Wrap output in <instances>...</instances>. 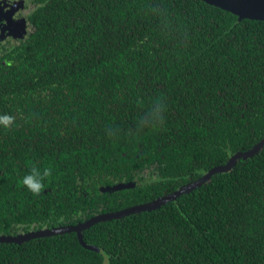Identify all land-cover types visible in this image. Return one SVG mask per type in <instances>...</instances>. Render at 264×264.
Returning a JSON list of instances; mask_svg holds the SVG:
<instances>
[{"label":"trees","instance_id":"trees-1","mask_svg":"<svg viewBox=\"0 0 264 264\" xmlns=\"http://www.w3.org/2000/svg\"><path fill=\"white\" fill-rule=\"evenodd\" d=\"M33 2L32 33L0 57L15 118L0 126V234L150 202L264 137V20L203 0ZM33 166L51 169L38 196L21 183ZM82 239L99 250L74 232L0 242V264H264V146Z\"/></svg>","mask_w":264,"mask_h":264},{"label":"water","instance_id":"water-1","mask_svg":"<svg viewBox=\"0 0 264 264\" xmlns=\"http://www.w3.org/2000/svg\"><path fill=\"white\" fill-rule=\"evenodd\" d=\"M203 1L211 5H214L216 7H219L221 9L229 11L237 15L239 19L248 18V19L264 20V0H203ZM263 146H264V137L261 138L258 142H256L250 149L245 150V151H237L233 153L224 164L216 165L212 167L197 180L186 183L180 186L179 188H177L172 193L156 198L150 202L138 204L133 207H128V208H125V209H122L116 212L102 213L99 215H95L91 217L90 219L86 220L85 222L77 224V225H68V226L56 227L52 229H43L39 231L29 232L24 235H16V236L0 235V242L21 243L23 241L37 238V237L52 236V235H58V234L74 231L77 233L78 240L83 247L90 249V250L98 251L99 250L98 247L91 245V244H87L86 242L83 241L82 231L84 229L90 227L91 225L99 221L116 219V218H120L128 214L134 213V212L155 209L159 207L160 205H163L167 203L168 201L174 200L178 196L184 193H188L189 191L200 186L213 173L230 170L235 165L238 159L252 157ZM132 185H133L132 183L131 184H118L114 186L113 188L119 189L122 187L132 186Z\"/></svg>","mask_w":264,"mask_h":264},{"label":"flooded vegetation","instance_id":"flooded-vegetation-1","mask_svg":"<svg viewBox=\"0 0 264 264\" xmlns=\"http://www.w3.org/2000/svg\"><path fill=\"white\" fill-rule=\"evenodd\" d=\"M17 8L14 6V9L7 7L6 4L2 6L0 4V23H5L4 27L5 30L0 35V57L8 54L11 50H13L16 46L21 44L24 40L28 38V36L33 31L32 23L30 22V15L36 8V3L33 2V0H25ZM23 7H27V9H24ZM12 16V19L11 17ZM5 18V21L3 20ZM8 20V21H6ZM0 29V33H1ZM118 184H131V183H125V182H117L113 184L111 187H114ZM135 185V183H132ZM107 213V212H106ZM102 214V213H99ZM95 214V215H99ZM94 215V216H95ZM93 217V216H92ZM91 218V217H90ZM89 218V219H90ZM85 222V221H83ZM82 221L77 222L75 224H65V225H59L56 227H62V226H68V225H77L80 223H83ZM56 227H41V228H35V226L32 224L29 227L25 226H19L18 229L15 230L14 234H11L10 236H16V235H24L29 232L39 231L43 229H52ZM74 232V231H71ZM76 233V232H74ZM2 235V234H0ZM77 235V233H76ZM54 236V235H52ZM46 237V236H43ZM39 238V237H37ZM30 240V239H29ZM27 241V240H26ZM25 242V241H23ZM22 243V242H21Z\"/></svg>","mask_w":264,"mask_h":264},{"label":"clouds","instance_id":"clouds-1","mask_svg":"<svg viewBox=\"0 0 264 264\" xmlns=\"http://www.w3.org/2000/svg\"><path fill=\"white\" fill-rule=\"evenodd\" d=\"M15 118L8 114H0V126L9 128L14 124ZM162 122V118L159 115L148 114L144 119L143 123L148 125H154ZM51 176V169L44 168L42 171L37 167L33 166L28 174H26L21 183L23 186L31 192L34 196L41 195L45 190V180Z\"/></svg>","mask_w":264,"mask_h":264},{"label":"rangeland","instance_id":"rangeland-1","mask_svg":"<svg viewBox=\"0 0 264 264\" xmlns=\"http://www.w3.org/2000/svg\"><path fill=\"white\" fill-rule=\"evenodd\" d=\"M23 2H25V0H0V4L2 6H4L6 4L7 7H10L12 9H14V6L17 8L18 6L16 5H20L22 4ZM24 9H27V7H23ZM11 19H12V16H10ZM3 20L5 21V18H3ZM8 21V20H6ZM5 23H0V29H1V33L0 35L3 33V31L5 30V27H4ZM140 176L143 178V179H150V178H153L155 177L156 175L151 172V170H144L143 172L140 173Z\"/></svg>","mask_w":264,"mask_h":264}]
</instances>
